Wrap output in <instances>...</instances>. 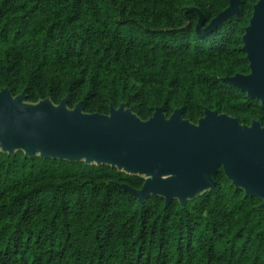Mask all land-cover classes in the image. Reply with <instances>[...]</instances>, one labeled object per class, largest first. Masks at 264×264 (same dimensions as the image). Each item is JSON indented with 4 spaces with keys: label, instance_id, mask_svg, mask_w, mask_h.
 <instances>
[{
    "label": "trees",
    "instance_id": "16d2710c",
    "mask_svg": "<svg viewBox=\"0 0 264 264\" xmlns=\"http://www.w3.org/2000/svg\"><path fill=\"white\" fill-rule=\"evenodd\" d=\"M259 0L198 34L230 0H0V91L67 98L142 120L158 107L192 123L207 108L264 126V103L224 81L250 73L243 35ZM182 204L121 188L145 177L106 163L0 149V264H264L263 199L221 166Z\"/></svg>",
    "mask_w": 264,
    "mask_h": 264
},
{
    "label": "water",
    "instance_id": "95a60500",
    "mask_svg": "<svg viewBox=\"0 0 264 264\" xmlns=\"http://www.w3.org/2000/svg\"><path fill=\"white\" fill-rule=\"evenodd\" d=\"M241 0L205 25L201 11L196 26L205 34L238 13ZM243 50L250 73H236L224 81L264 103V0L254 5L243 35ZM25 92L13 96L0 91V145L13 154L23 149L33 156L106 163L132 174H146L140 189L120 187L144 202L150 194L163 195L168 204L178 198L184 204L201 191L214 188L213 174L222 166L225 174L246 195L264 200V126L259 121L241 124L237 118L207 108L198 123L176 109L167 117L161 107L148 120L139 118L125 104L111 106L109 114L86 113L79 102L74 109L67 98L59 105L48 99L25 101ZM264 208V201L261 204Z\"/></svg>",
    "mask_w": 264,
    "mask_h": 264
},
{
    "label": "rangeland",
    "instance_id": "374dc122",
    "mask_svg": "<svg viewBox=\"0 0 264 264\" xmlns=\"http://www.w3.org/2000/svg\"><path fill=\"white\" fill-rule=\"evenodd\" d=\"M0 148H1V145H0ZM142 176H144L145 178H147L148 177V175H146V174H141ZM202 192V191H201Z\"/></svg>",
    "mask_w": 264,
    "mask_h": 264
}]
</instances>
